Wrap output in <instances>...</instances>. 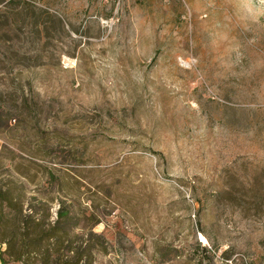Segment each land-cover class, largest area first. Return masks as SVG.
I'll return each mask as SVG.
<instances>
[{
  "label": "rangeland",
  "instance_id": "rangeland-1",
  "mask_svg": "<svg viewBox=\"0 0 264 264\" xmlns=\"http://www.w3.org/2000/svg\"><path fill=\"white\" fill-rule=\"evenodd\" d=\"M0 96V188L86 264H264V0H0Z\"/></svg>",
  "mask_w": 264,
  "mask_h": 264
},
{
  "label": "trees",
  "instance_id": "trees-1",
  "mask_svg": "<svg viewBox=\"0 0 264 264\" xmlns=\"http://www.w3.org/2000/svg\"><path fill=\"white\" fill-rule=\"evenodd\" d=\"M7 101L8 98L0 96V108ZM9 101V108H40L39 102L32 100L29 105L22 96H9ZM13 193L11 185L0 188V206L3 204L4 209L0 207V240L8 256L22 264H33V260L42 264H86L88 247L81 239L76 241L75 235L71 236L78 223L71 201L59 200L55 219L48 223V207L44 202L31 198L23 204L18 194Z\"/></svg>",
  "mask_w": 264,
  "mask_h": 264
}]
</instances>
